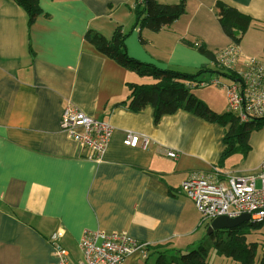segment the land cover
Masks as SVG:
<instances>
[{"label":"crops","instance_id":"0c3cea01","mask_svg":"<svg viewBox=\"0 0 264 264\" xmlns=\"http://www.w3.org/2000/svg\"><path fill=\"white\" fill-rule=\"evenodd\" d=\"M140 1L38 0L40 13L29 23L22 6L0 0V264H53L48 238L55 231L61 232L71 264L84 263L78 241L84 231L95 229L149 243L146 255L133 252L126 264H149L152 256L153 264H177L173 260L192 250L206 254L205 264H241L207 251L199 228L205 223L207 234L210 222L202 220L179 185L191 175L224 181L229 174L257 172L264 153H252L249 141L260 135L250 132V149L234 165L238 151L223 157L228 125L184 109L156 118L150 103L130 109L122 103L129 95L127 84L156 80L117 64L84 36L92 29L110 38L120 26L129 31L126 51L136 61L187 73L219 69L192 43L213 54L234 44L216 17L220 1L251 18L237 45L240 56L230 73L235 79L246 58L261 55L243 42L252 25L264 29V0H184L185 12L158 31L133 26ZM221 76L209 70L197 79L211 82ZM192 93L216 113L224 112L213 99ZM66 105L113 127L99 159L60 127ZM124 131L146 137L147 143L123 144ZM263 227L264 222L250 230L259 231L262 240H248L246 234L247 243L257 244V258L264 253ZM167 251L174 253L169 259Z\"/></svg>","mask_w":264,"mask_h":264},{"label":"built area","instance_id":"2783aa9c","mask_svg":"<svg viewBox=\"0 0 264 264\" xmlns=\"http://www.w3.org/2000/svg\"><path fill=\"white\" fill-rule=\"evenodd\" d=\"M240 50L232 44L214 53L215 64L234 69ZM226 86L228 110L238 115V122L248 118L264 117V62L246 58V67L237 72ZM216 83L215 80L211 81ZM199 80L191 86H204ZM60 127L84 145L90 157L99 159L111 139L113 127L108 121L89 116L73 105H66L60 116ZM147 138L132 131H124L122 143L135 147ZM168 156L175 157L168 151ZM259 182V185H257ZM189 197L202 220L208 223L219 216L235 218L248 214V222H264V159L258 171L252 174H229L224 181L205 175H191L179 185ZM61 232L55 231L49 241L56 264H71L69 253L60 244ZM85 262L81 264H126L127 257L139 251L146 255L149 243L140 242L121 231L86 230L78 241Z\"/></svg>","mask_w":264,"mask_h":264},{"label":"trees","instance_id":"16d2710c","mask_svg":"<svg viewBox=\"0 0 264 264\" xmlns=\"http://www.w3.org/2000/svg\"><path fill=\"white\" fill-rule=\"evenodd\" d=\"M13 1L22 6L27 12L29 23L40 13L38 0ZM216 7V17L223 32L232 39L234 44L238 45L250 25L251 18L220 1L216 2ZM184 12V0L173 4H164L157 0H141L137 2L134 8L135 23L133 26L139 25L152 31H158L164 25L176 20ZM128 34L129 31L123 32L121 27L118 26L114 29L110 38H106L92 29H89L84 36L86 41L91 43L100 53L113 59L117 64L134 71L138 75H150L156 80L150 84L128 83L129 95L122 103L135 111L141 110L146 104L150 103L156 118L163 114L173 113L177 109H184L209 122H216L224 126L229 124L224 136L226 148L223 157L235 151L247 154L250 149L248 138L251 129L249 126L246 123L238 122L227 111L221 114L216 113L190 91L194 87L190 83L199 81L200 79H197V77L206 71L210 70L226 76L232 75L230 73L228 75L226 70L210 69L209 67L187 73L177 69H159L152 64L141 63L127 55L125 39ZM198 49L215 62L212 52L203 48L202 45ZM260 224L244 222L228 230L225 235H218L213 232L215 237L213 233L209 236L210 238L214 237L212 245L218 254L230 257L241 262V264H264V253L263 256L256 257L257 244L246 242V234L252 229L259 228ZM150 247L147 246V249L149 250ZM205 257V253L201 254L192 250L185 255L182 254L177 261H173L177 264H205ZM170 263L163 261L161 264Z\"/></svg>","mask_w":264,"mask_h":264},{"label":"rangeland","instance_id":"374dc122","mask_svg":"<svg viewBox=\"0 0 264 264\" xmlns=\"http://www.w3.org/2000/svg\"><path fill=\"white\" fill-rule=\"evenodd\" d=\"M250 28L251 29L248 31V34L245 36V40H244L245 42H243V43H245V48L248 49L249 51L253 50V49H259L258 52L261 51L260 57L255 56V55H251L249 57H252L256 60L264 61V29H261L260 27H258L257 24H254V26L252 25ZM192 44H193V46H195L197 48H199V46H200V44L198 42H194ZM239 68L240 67H236V69H239ZM219 69L220 70H222V69L226 70L228 75H229V73H233V70L231 68L220 67ZM223 76H225L227 79L224 78ZM223 76H221L220 80L218 78L214 79L216 81V84L210 85L212 83L208 82L204 86H198L197 85V86L191 88L190 91L194 92L196 94L201 93V94H203V96H206V97L213 99L214 100V106L217 110H221L224 108V112L227 111L230 115H232L238 121V115L236 113L229 111L228 107H227V102L224 100L223 101L221 100L222 98L227 99V97H225L226 86L231 82V79L233 78V77L226 76V75H223ZM200 80H203V79H200ZM206 85H208V86H206ZM241 123H244V124L246 123L249 126V128L251 129L250 132L255 130L254 133H257L260 135L255 140L249 141V144L251 145V149H253V151H254L252 153L259 154V155L263 154L264 153V117L248 118V119L242 120ZM228 126H229V124H228ZM249 135H250V133H249ZM238 153L239 154H237L232 161V164H234V165H236L239 162L238 161L239 157L241 159V157L243 156L242 152L238 151ZM239 155H241V156H239ZM244 155H246V154H244ZM257 185H259V182H257ZM199 229L201 231V235H204V240H203V242H205L204 247H207V251H213L212 253H214L215 248L212 245V241H213V238L215 237V233H213L214 237L210 238V236L208 234H206L205 223H203ZM262 232L264 233V227L262 228ZM219 233H220L219 235H221V234H224L225 232H223V233L219 232ZM260 236H261V233L259 231L253 230L249 233V236H247V237H248V240H254V239L262 240L260 238ZM191 249L192 248L186 249L185 252H188ZM172 255H174V253H172V251H167L165 253V256L167 259H169L170 256H172ZM219 259H221V255H220ZM154 261H155V257L152 256L149 259V264H153ZM232 261H234V260H232ZM237 262H239V261H237Z\"/></svg>","mask_w":264,"mask_h":264},{"label":"water","instance_id":"95a60500","mask_svg":"<svg viewBox=\"0 0 264 264\" xmlns=\"http://www.w3.org/2000/svg\"><path fill=\"white\" fill-rule=\"evenodd\" d=\"M249 215L243 214L235 218H228L226 216H219L214 218L212 221H210L208 228H207V234H211L214 231L217 230H223V229H232L237 227L239 224L248 221Z\"/></svg>","mask_w":264,"mask_h":264},{"label":"bare ground","instance_id":"6f19581e","mask_svg":"<svg viewBox=\"0 0 264 264\" xmlns=\"http://www.w3.org/2000/svg\"><path fill=\"white\" fill-rule=\"evenodd\" d=\"M52 233H53V232H52ZM52 233H51V234H52ZM51 234H50V235H51ZM50 235H49V237H50ZM48 241H49V238H48ZM49 243H50V241H49ZM60 244H61V242H60ZM50 246H51V243H50ZM61 246L63 247L62 244H61ZM63 249H64L67 253H69L68 250H67L65 247H63ZM51 253H52V255H53V253H54V250H53L52 246H51ZM53 264H56V262H54Z\"/></svg>","mask_w":264,"mask_h":264}]
</instances>
